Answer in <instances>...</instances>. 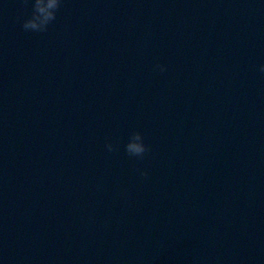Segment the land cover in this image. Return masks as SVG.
<instances>
[{"label":"water","instance_id":"obj_1","mask_svg":"<svg viewBox=\"0 0 264 264\" xmlns=\"http://www.w3.org/2000/svg\"><path fill=\"white\" fill-rule=\"evenodd\" d=\"M46 4L0 0V264H264V0Z\"/></svg>","mask_w":264,"mask_h":264},{"label":"clouds","instance_id":"obj_2","mask_svg":"<svg viewBox=\"0 0 264 264\" xmlns=\"http://www.w3.org/2000/svg\"><path fill=\"white\" fill-rule=\"evenodd\" d=\"M56 5H57V0H47V4H46L45 7L47 9H54L56 7ZM51 15H52V13L50 11L46 12L43 19L27 20V21L24 22L23 26L25 28L35 29V28H37L38 26H40L44 22V19L49 18ZM160 67L162 68L163 66H160ZM260 70L264 71V62L261 63ZM143 150H144V148H143L142 145H137L136 146V151L137 152H142ZM141 175H144V172H142Z\"/></svg>","mask_w":264,"mask_h":264}]
</instances>
